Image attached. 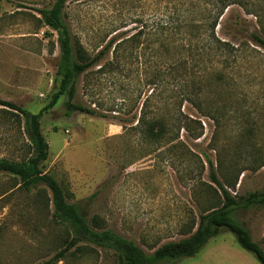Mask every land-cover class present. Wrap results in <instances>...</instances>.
Instances as JSON below:
<instances>
[{"label": "rangeland", "instance_id": "1", "mask_svg": "<svg viewBox=\"0 0 264 264\" xmlns=\"http://www.w3.org/2000/svg\"><path fill=\"white\" fill-rule=\"evenodd\" d=\"M53 1L0 0V98L32 112L48 103L54 89L58 34L37 12ZM259 3L264 7V1ZM211 7L208 0H68L64 8L73 38L91 56L110 39L115 42L78 80L75 102L97 113L68 115L60 98L42 115L50 144L44 168L90 222L102 218L105 227L148 253L153 244L184 237L185 224L209 204L208 191L214 192L209 185L217 186L202 151L222 180L220 170L240 172L236 187H227L236 197L264 190V46L252 38L253 32L264 37V8L249 6L253 13L237 4L226 8L215 31L234 47L229 50L211 44L206 23ZM182 8L192 22L181 40V59L188 65L181 70L187 79L183 91L180 84L158 78L164 62L179 56V41L171 42L170 36L176 38L175 17ZM164 42H171L170 51ZM109 61L113 64L100 68ZM181 92L203 97L210 116L183 100ZM1 108L0 157L22 159L30 151L28 135ZM179 110L201 121L198 138L201 128L192 123L190 132L178 130L183 148L148 139L147 121L181 117ZM14 185V179L0 173V264H39L64 246L71 229L54 217L45 198L39 202L37 189ZM233 215L264 247V206L236 208ZM78 244L83 250L51 264H121L113 250ZM174 264L261 263L233 232L223 230L197 255Z\"/></svg>", "mask_w": 264, "mask_h": 264}, {"label": "trees", "instance_id": "2", "mask_svg": "<svg viewBox=\"0 0 264 264\" xmlns=\"http://www.w3.org/2000/svg\"><path fill=\"white\" fill-rule=\"evenodd\" d=\"M67 1L54 0L51 6L37 9L43 22L57 32L60 50L54 76V89L51 92L48 103L40 111L32 112L13 101L0 98V105L5 107L1 109L15 116L19 124L24 127L29 138L30 149L29 153L22 159L0 157V173L8 174L14 179V186L23 188L28 192L37 189L36 195L39 202L42 203L45 198L46 205H52L53 207L54 217L68 224L71 229V236L64 240V246L50 259L39 264H51L54 261L61 260L68 252L77 253L83 250L81 245L78 244L81 241L90 242L97 246L113 250L118 254L121 264H174L181 258L197 255L211 238L217 236L223 230L233 232L239 244L246 250L252 252L260 263L264 264L263 245L255 241L250 230L242 222L235 219L233 215L236 208H248L254 205L264 206V190H255L244 196L236 197L227 187H236L240 172L235 174L233 171L229 173L220 170L223 181L215 169L214 161L205 151H202V154L209 164L210 180L217 186V188H214L211 184L209 185L214 190V192L208 191L211 195H209V204L206 206L202 205L197 217H193L192 220L185 224L182 230V234L185 235L184 237L169 240L160 245L153 244L151 246L153 250L151 253L146 252L134 240L105 227L102 218L94 216L90 222L78 206L68 200L67 192L60 181L53 174L45 170L44 166L45 161L49 157L50 144L42 129V115L54 106L60 98H63V104L68 115L73 111L86 112L92 115L96 114L97 112L94 108L86 107L83 104L75 102L78 80L82 73L94 66L106 55L107 51L115 42V40L110 39L94 56H91L83 43L73 38L72 32L64 18V8ZM208 1L212 5L206 17L208 36L210 37L211 44L217 45L218 49L224 48L226 45L229 50L234 48L233 46L229 47L228 42L217 36L215 31L219 19L227 7L237 4L252 13L253 11L250 10L249 6L254 8L259 7L254 9L256 11L257 9L262 10L264 8L259 3L264 0ZM175 21L174 35L176 38L172 36L170 38L171 42L174 39H178V46H180L178 48L179 56L177 59L173 58L171 61L164 62L165 68L162 72H159L158 78L165 83L180 84L182 86L181 91H183L187 85V79L185 77L186 74H183L185 71L181 72V70L187 69L188 65L186 61L181 59L183 58V50H185V44H183L185 42H181V40L186 39L185 35H187V32L190 33L191 29H187L186 27L192 23L189 22L191 19L188 16L187 8L179 10ZM252 38L258 45L264 46V37L262 35L253 32ZM171 42H164L163 45L166 51H170ZM118 43L121 42H117L114 46L116 54L119 52ZM109 64L112 65L113 62H106L100 68ZM182 93L180 94L183 95V100H188L196 106L199 112L210 116L202 104L203 97L199 98L197 96L193 98L189 94ZM179 114L181 117L172 115L171 117H162L147 121L144 132L148 139L163 143V145H168L169 148H183L186 144L179 138L178 130L183 127L187 132H190L192 123H198L199 128H201L195 134V137L198 138L202 134L201 121L183 114L180 110ZM173 119L178 120V123H175ZM176 125L177 132L174 133L173 128ZM219 163L221 167V162ZM46 190H49L50 194H46Z\"/></svg>", "mask_w": 264, "mask_h": 264}]
</instances>
